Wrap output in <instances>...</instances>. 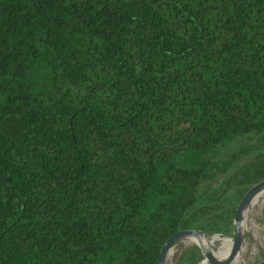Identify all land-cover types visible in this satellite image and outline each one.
<instances>
[{"label":"trees","instance_id":"16d2710c","mask_svg":"<svg viewBox=\"0 0 264 264\" xmlns=\"http://www.w3.org/2000/svg\"><path fill=\"white\" fill-rule=\"evenodd\" d=\"M263 181L264 0H0V264H158Z\"/></svg>","mask_w":264,"mask_h":264},{"label":"bare ground","instance_id":"6f19581e","mask_svg":"<svg viewBox=\"0 0 264 264\" xmlns=\"http://www.w3.org/2000/svg\"><path fill=\"white\" fill-rule=\"evenodd\" d=\"M257 188H263V190L248 205L250 216L261 214L264 210V181L255 186L251 192ZM255 229L256 226L252 224V233L257 237ZM242 236V233H238L235 237L229 236L227 239L221 235L198 232L179 234L173 238L162 251L161 264H168V257H170L177 248H187L193 245L207 246L214 254V257H212V264H246L243 255L248 252V248H241L240 244L236 241V239H241Z\"/></svg>","mask_w":264,"mask_h":264},{"label":"rangeland","instance_id":"374dc122","mask_svg":"<svg viewBox=\"0 0 264 264\" xmlns=\"http://www.w3.org/2000/svg\"><path fill=\"white\" fill-rule=\"evenodd\" d=\"M249 211L250 210H248L247 214L245 215L246 221L244 222V226L247 227L248 231H246L242 236L243 239L241 242V248H248V252L243 255L246 264H259L262 260H264V210L261 212V214L253 216H250ZM252 224L256 226L255 231L257 237H255L252 233ZM236 241L240 244V239H236ZM193 246H198L201 253V259L195 264L213 263L212 257H214V254L207 246ZM190 247L177 248L173 254L168 257V264H177L181 255Z\"/></svg>","mask_w":264,"mask_h":264},{"label":"water","instance_id":"95a60500","mask_svg":"<svg viewBox=\"0 0 264 264\" xmlns=\"http://www.w3.org/2000/svg\"><path fill=\"white\" fill-rule=\"evenodd\" d=\"M262 190H263V188H257L253 192H251V193H250V191H247V193L243 196V198L241 199V201L239 202V204H238V206L236 208L235 215H234V220H236L239 217V215L241 214V212L254 200V198L260 192H262ZM193 232H198V233H203V234H210V233H207V232H202V231H197V230L180 231V232L174 234L171 238H169L167 242H169L176 235L186 234V233H193ZM214 235H221L224 238H227V239L229 238L228 235H222V234H214ZM242 239H243V237L240 239V246H241ZM165 244H164V246H165ZM164 246L162 247V249L160 251V254H159V257H158V264H161V254H162V250H163ZM263 262H264V260H262L259 264H261Z\"/></svg>","mask_w":264,"mask_h":264}]
</instances>
